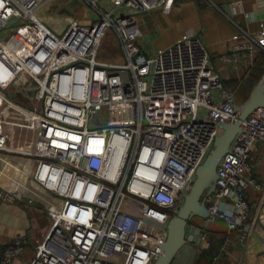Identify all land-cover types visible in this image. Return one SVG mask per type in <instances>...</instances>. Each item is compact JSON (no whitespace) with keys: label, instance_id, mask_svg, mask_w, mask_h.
<instances>
[{"label":"built area","instance_id":"obj_1","mask_svg":"<svg viewBox=\"0 0 264 264\" xmlns=\"http://www.w3.org/2000/svg\"><path fill=\"white\" fill-rule=\"evenodd\" d=\"M80 1L92 15L66 17L55 28L34 14L48 0H0V31L13 27L0 39V127L6 109L32 123L30 178L49 200V229L29 264H152L165 239L160 225L191 187L220 125L236 119L233 97L198 35L183 33L151 56L141 49L135 13L168 11L173 0ZM107 29L125 64L95 60ZM255 35L264 36V25L244 33L251 42ZM99 66L108 68L95 99ZM22 77L26 87L16 83ZM11 85L15 91L5 94ZM19 95L25 103L11 100ZM259 145L264 106L241 122L216 166L214 190L203 197L208 215L201 223L223 222L239 244L254 221L248 187L259 190L256 207L264 208V184L249 164ZM16 196L0 185L1 201ZM26 242V234L6 241L0 264H10Z\"/></svg>","mask_w":264,"mask_h":264},{"label":"crops","instance_id":"obj_2","mask_svg":"<svg viewBox=\"0 0 264 264\" xmlns=\"http://www.w3.org/2000/svg\"><path fill=\"white\" fill-rule=\"evenodd\" d=\"M85 8L83 5L76 6L70 12L72 16L59 11L67 18L80 20L88 13ZM134 18L142 33L138 43L148 56L153 52L144 46L146 38H155L158 49L169 45L183 33L198 35L207 47L209 59L212 57V68L220 75L236 105L244 103L251 96L264 76V36L255 35L253 42L244 36V33L256 34L264 25V0H173L168 11L152 9L135 13ZM237 32L244 33L238 39H233ZM248 45L251 48H245ZM232 47L237 49L233 51ZM226 61L227 65L224 64ZM6 90L5 94H12V91ZM15 97L11 98L13 102H16ZM10 112V109H6L1 117L0 130L5 137V146L0 148V185L16 191L17 196L12 203L0 200V253L6 241L18 234H26L27 242L10 264H29L35 245L49 229L45 212L49 200L30 178L27 154L32 150L31 142L20 148L7 144L10 124L6 117ZM19 114L15 113L14 116L18 118ZM30 133L32 137V131ZM249 164L251 175L264 184L263 145L257 146L251 153ZM258 195L259 190L253 187L245 190L246 199L255 209L249 240L239 244L234 233L227 231L221 221L200 222L205 239L197 246L198 258L193 264L198 261L200 250L208 246L215 249V256L209 264H264V208L256 207Z\"/></svg>","mask_w":264,"mask_h":264},{"label":"water","instance_id":"obj_3","mask_svg":"<svg viewBox=\"0 0 264 264\" xmlns=\"http://www.w3.org/2000/svg\"><path fill=\"white\" fill-rule=\"evenodd\" d=\"M61 12L72 16L68 9H61ZM259 106H264V76L244 103H233L235 121L220 125L221 132L215 137L213 147L203 163L196 169L191 187L182 194L181 205L173 211V216L166 224L160 225L165 230V239L158 245L160 252L152 264H193L197 260V246L201 243L202 232L199 220L208 215L203 197L214 190L216 166L233 137L240 132L241 122Z\"/></svg>","mask_w":264,"mask_h":264},{"label":"rangeland","instance_id":"obj_4","mask_svg":"<svg viewBox=\"0 0 264 264\" xmlns=\"http://www.w3.org/2000/svg\"><path fill=\"white\" fill-rule=\"evenodd\" d=\"M83 3L80 0H48L47 3H44L41 5L34 14L42 19L43 21L49 23L51 26H54L55 28H58L60 24L65 21L66 17L63 15L59 10L61 9H68L69 12H73L75 10L76 6L82 5ZM86 9V8H85ZM90 11V9H87L86 12ZM108 10V8H106ZM92 15L91 13H88ZM85 17V16H84ZM12 30L13 27H9L8 29H5L3 31H0V39L4 40L8 37L12 36ZM144 46L148 49L149 52H155L157 45L154 39H145L143 41ZM152 53V54H153ZM95 60L97 62H100L101 64L106 65H122L126 63V60L123 56L122 50H121V44L118 41L117 37L113 34L111 29H107L98 45ZM107 66H99L95 69V74L93 78V98L97 99V89L98 85L100 83V80L102 76H104L107 72ZM28 79L25 77H22L21 80L16 81L18 87L19 86H27ZM7 92H13L15 91L14 85H11L7 88ZM24 102V99L19 95L18 97H15V101L18 103ZM28 107V105H25ZM99 113L102 114L103 110L99 109ZM20 117V116H19ZM17 118L14 116V113L10 112L9 115L6 117L8 124L10 126L8 127L7 134L10 136L8 138L7 135V144L10 147L14 148H20L22 146H27L31 142V131L33 129L32 123H28L25 121L24 123L21 122L20 118ZM93 121V120H92Z\"/></svg>","mask_w":264,"mask_h":264},{"label":"trees","instance_id":"obj_5","mask_svg":"<svg viewBox=\"0 0 264 264\" xmlns=\"http://www.w3.org/2000/svg\"><path fill=\"white\" fill-rule=\"evenodd\" d=\"M18 99L21 102V99L20 98H18ZM200 222H201V219L199 220V223ZM214 256H215L214 246H208V247L200 250L199 259L195 264H201V263L209 264ZM207 259L209 260L208 262H206Z\"/></svg>","mask_w":264,"mask_h":264},{"label":"flooded vegetation","instance_id":"obj_6","mask_svg":"<svg viewBox=\"0 0 264 264\" xmlns=\"http://www.w3.org/2000/svg\"><path fill=\"white\" fill-rule=\"evenodd\" d=\"M181 203H182V200H178L177 202H176V205H175V209L174 210H176L178 207H179V205H181ZM174 210H172V211H169L168 213H167V215L168 216H173V211Z\"/></svg>","mask_w":264,"mask_h":264},{"label":"bare ground","instance_id":"obj_7","mask_svg":"<svg viewBox=\"0 0 264 264\" xmlns=\"http://www.w3.org/2000/svg\"><path fill=\"white\" fill-rule=\"evenodd\" d=\"M3 138H5L4 135H3Z\"/></svg>","mask_w":264,"mask_h":264}]
</instances>
